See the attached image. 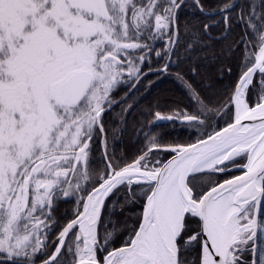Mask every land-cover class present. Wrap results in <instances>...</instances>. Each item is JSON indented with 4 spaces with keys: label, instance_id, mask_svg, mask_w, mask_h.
<instances>
[{
    "label": "snow or ice",
    "instance_id": "1",
    "mask_svg": "<svg viewBox=\"0 0 264 264\" xmlns=\"http://www.w3.org/2000/svg\"><path fill=\"white\" fill-rule=\"evenodd\" d=\"M186 3L0 0V264H264V0ZM170 75L189 104H149L117 157L136 95Z\"/></svg>",
    "mask_w": 264,
    "mask_h": 264
},
{
    "label": "trees",
    "instance_id": "2",
    "mask_svg": "<svg viewBox=\"0 0 264 264\" xmlns=\"http://www.w3.org/2000/svg\"><path fill=\"white\" fill-rule=\"evenodd\" d=\"M205 3L207 5V8L209 10L214 11L217 6L222 5L223 3H230L235 5V9L233 14H235V11H238L241 6H246L249 3V0H205ZM216 16V19H220L221 14L219 12L214 13ZM181 15L184 19H207V14L200 13L192 4V0H187L186 6L182 9ZM236 32L240 31V27L237 26L235 29ZM219 50V49H217ZM204 64H207V61L204 62ZM230 65L232 68V74L229 76L225 74L222 80H219L216 83L217 89H223L225 86L229 85L232 81H234L239 74L240 67L239 62L235 59L230 61ZM188 64L187 62L182 63L179 65V68H177L175 65L173 66V72L177 70H183L187 72ZM205 71L204 65L201 66V72ZM195 80L197 83L200 81V77H195ZM205 95H211V93L207 90L204 91ZM123 93H121V96L118 98H122ZM136 99L140 101L139 107L136 109L135 112H133L132 117H129V126L128 130L120 137H118L115 142H112L110 139V143H114L116 155L119 158H122L125 161L130 162L132 157L137 154V150L142 147L141 143L138 142V139L135 134L132 132V128L135 127V120L134 117H139V114L142 110H146L147 106L149 104H155L157 102L163 104L165 102L171 103L173 101L179 102L181 104H189V100L187 98V95L185 93V90L181 87L179 82H177L173 76H167L165 78H162L156 83V86L153 87L151 90H145L142 92H139L136 95ZM120 109L119 107L114 108L112 113H110L109 116V125L114 123L116 114L119 113ZM221 125H223V121H220ZM163 126V131L171 133L167 139L169 140H178L181 143H189V142H195L196 136L198 134V130L195 129H185L181 127H173L171 125H167L166 123ZM111 150V149H110ZM170 155L166 153L161 154L162 159H168ZM93 160H94V166L103 167L104 166V158L101 154V150L99 148V145H96V148H94V154H93ZM240 172H234L233 175H237ZM74 208V205L72 203L68 202H60L57 205V211L60 212H66V214H69ZM138 210V209H137ZM126 215H132V213H126Z\"/></svg>",
    "mask_w": 264,
    "mask_h": 264
},
{
    "label": "flooded vegetation",
    "instance_id": "3",
    "mask_svg": "<svg viewBox=\"0 0 264 264\" xmlns=\"http://www.w3.org/2000/svg\"><path fill=\"white\" fill-rule=\"evenodd\" d=\"M95 148H96V146H95ZM71 212H69V214H70ZM65 214H66V212H60V211H56V218L57 219H59L61 216H65ZM61 223H63V221L61 220ZM54 238V237H53Z\"/></svg>",
    "mask_w": 264,
    "mask_h": 264
},
{
    "label": "water",
    "instance_id": "4",
    "mask_svg": "<svg viewBox=\"0 0 264 264\" xmlns=\"http://www.w3.org/2000/svg\"><path fill=\"white\" fill-rule=\"evenodd\" d=\"M171 157H169L168 159H170ZM240 175V174H239Z\"/></svg>",
    "mask_w": 264,
    "mask_h": 264
}]
</instances>
